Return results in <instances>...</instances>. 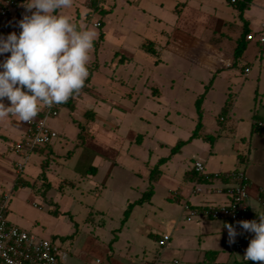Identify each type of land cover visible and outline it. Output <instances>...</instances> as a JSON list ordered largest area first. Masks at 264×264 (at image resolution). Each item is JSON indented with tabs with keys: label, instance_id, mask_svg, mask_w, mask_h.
<instances>
[{
	"label": "rangeland",
	"instance_id": "1",
	"mask_svg": "<svg viewBox=\"0 0 264 264\" xmlns=\"http://www.w3.org/2000/svg\"><path fill=\"white\" fill-rule=\"evenodd\" d=\"M86 1L73 0L72 7L62 11L78 29L92 28L98 33L90 52L89 63L98 58L100 66L93 71L91 89L107 92L105 86L114 78H123L126 83L132 84L138 81L139 73L142 72L143 78L147 73H155L163 87L161 97L156 94L150 99L142 97L137 105L121 98L118 102L126 110L121 106L114 108L117 112L113 115V120L118 122V132L126 135L130 128H135L142 135L139 142L135 139L131 142L129 138L125 140L117 159L120 166L114 170L113 177L109 180V188L121 197L113 201L108 199L113 191L107 192L108 196H104L105 198L97 197V190L92 187L102 179L100 175L94 181L83 180L79 187L64 185L62 190L57 188L61 180H82L81 170L70 171L67 166L69 153H73L79 146V141L81 142L77 138L80 129L74 119H84L81 111L94 107L90 99L86 104L85 100L79 101L74 118L68 107H61L59 121H66V136L58 135L53 147L55 154L46 162L52 169L49 177L54 186L48 197L53 202L34 194L31 186H23L18 182V177L33 181L41 170L42 166L35 153H31L24 171L20 173L17 163H23L22 155L5 148V155L0 157V192H10L6 211L8 220L39 237L51 239L67 248L73 242L75 245L83 243L90 236L106 246L112 244L122 256L137 260L148 259L154 256L156 246H160L155 245L154 240L143 234L142 230L153 225L171 224L172 218H175L181 208L176 200H169L171 191L176 192L179 186L189 185L185 182L184 175L192 166V156L204 158L213 143L212 138L206 139L198 135L192 137L198 121L202 124L200 129L206 133L216 131L222 107L231 95L235 113L221 130L220 140L225 142L224 147H221L225 155L224 161L232 164L233 157L238 155L234 149L245 145L242 136L250 127L253 111L264 113V50L254 40H247L245 50L241 56L236 57L237 40L245 31L243 20L237 19V28L233 26L220 32L209 25L210 20L206 16L203 17L212 10L219 14L222 7L235 11L237 8L228 4L229 0H105L104 5L109 9L105 14L91 10ZM200 3H204L201 9ZM261 3L264 0H257V4ZM16 9L20 10L17 6ZM153 15L162 21L158 18L155 20ZM260 15L261 10L253 5L249 16L257 19ZM177 17L183 23L186 22L191 31L199 22L201 25L197 34L213 42L217 48L215 50L230 61L231 68L212 74L192 61L166 51L160 46L161 43L155 44L157 55L137 47V42L148 39L149 32L145 24L150 23L152 26L160 23L168 25V29ZM95 22H101L102 25L96 27ZM237 30L238 35H234ZM20 32L16 34L19 35ZM101 34H105L102 40ZM0 36L5 37L1 33ZM152 39L153 41L148 42H154L155 39ZM124 53L132 57L123 58ZM10 55H0V63ZM245 67L250 71L247 77L241 72ZM201 96L202 111L199 114L196 102ZM3 103L10 106L8 100L4 99ZM103 114L110 118L106 108ZM137 114H143L145 119L140 121ZM16 118L9 116L0 119V125L9 127ZM236 129L237 132H234ZM82 140L81 144H85L86 139L83 137ZM181 141L183 143L180 147L173 151ZM214 159L218 161L221 158L216 156ZM151 184L154 190L150 200L135 204L132 207V217L125 218L128 205L141 198ZM123 197L128 198L130 203L125 202ZM102 204L107 207L103 214L96 210ZM54 208L59 209L57 214L51 211ZM79 250L88 259L97 257L96 251L81 246Z\"/></svg>",
	"mask_w": 264,
	"mask_h": 264
},
{
	"label": "crops",
	"instance_id": "2",
	"mask_svg": "<svg viewBox=\"0 0 264 264\" xmlns=\"http://www.w3.org/2000/svg\"><path fill=\"white\" fill-rule=\"evenodd\" d=\"M91 1L92 0L86 1V5L91 10L100 11L102 8L104 11V13L100 11L102 14L109 11V9L104 5L105 0H102L100 4L101 7L98 9H94L92 7ZM228 4L233 5L230 2ZM253 5L257 6L261 10V15L257 19L249 16V12L251 11ZM203 6L204 3H200V9ZM25 14L30 15L31 13H27L24 10L14 9L11 15L10 27L8 31H0V33L7 37V35L12 32L16 33L21 31L19 21ZM206 14L207 15L204 14L203 17L206 16V18L210 20L209 25H211L215 31L225 32V28H233V26L237 28L239 26L237 19L240 18L243 20L242 22L244 28L247 29V33H249L260 29V26L264 21V3L257 4V0H251L250 6L243 13V18L239 16L238 9L232 11L229 7H222L219 14L216 13V10L206 12ZM153 16L154 19L158 18L155 15ZM158 19L162 21L160 18ZM145 25L147 32H149L147 33L148 39L137 42L138 48L147 51L143 48V44L148 41H153L152 38H154L155 40L151 43V47L154 48L155 52L153 54L155 55L158 54L155 44L161 43L160 46H162L166 51L190 60L192 63L200 66L212 74H217L220 70L229 69L232 66L228 59L216 51L217 48H215L213 42L205 40L201 35L197 34V29L201 25L199 22H197V26H194L195 29L192 31L188 28V24H186V22H182L180 17H177L176 21L169 25L171 28L168 29V25L164 26L160 23H156L152 26L150 23ZM234 35H238V30L235 31ZM242 35L243 34H241V36ZM241 36L238 38L237 42ZM104 37L105 34H102V39H104ZM245 42L247 44L246 38ZM130 57L132 56L124 53L123 58ZM156 61L158 62V59ZM88 66L91 68L92 72L86 80L85 87L79 95H75L73 97L72 103L62 105L69 108L71 117L74 118V114L78 110L79 101L85 100L86 104L88 103L87 101L91 100L94 103V107L88 108L84 112L81 111L84 119H74L78 126L80 124L84 125V131H82V134L84 139H86V142L85 144H81L79 141V146L72 151L73 153H69L70 160L67 167L70 171H75L77 169L81 170L82 180H61L57 188L62 190V186L64 185L79 187L83 180L85 181L86 179H90L94 181L100 175L102 179L95 183L92 189L94 188V190H97V194L99 195L97 196L98 198H105L104 196H108L106 195L107 192L113 191L109 188L108 183L113 177L114 170L120 166L117 159L121 146L124 145L127 138H129L131 142L133 139L139 142L142 138V135L139 134L141 133L140 130H136L135 128H130L128 130V134L126 135H122L118 132V122L113 120V115H116L117 112L114 108L120 106L123 107L118 100H121L122 98L124 100L133 101V103L137 105L142 97L150 99L155 94L161 97L163 87L159 80L155 77V73H147L145 74V78H143L144 73L142 72L139 73L140 75L138 81H135L132 84H129V82L126 83L123 78L117 79L118 82L115 80L116 78L112 79L110 83L105 86L107 88V92L101 93L97 90L94 91L91 89L93 71L98 69L100 66L99 59L95 58V60L89 63ZM118 67L119 66L116 68L118 69ZM245 68H243L241 72L245 77H247L250 71L245 73ZM142 79L144 80L139 81ZM228 98L230 99L231 105L226 113H221L220 117H225V120L220 121L219 117V128L217 127L216 131L213 133H206L205 130L202 129H199L198 131V136H202L206 139L212 138L213 143L208 153L204 155V158L192 156V166L184 175V180L189 185H185L184 187L179 186L176 192L171 191L169 195V200H176L181 206L177 215L175 218H172V222L169 226L158 224L156 226L153 225L151 227H146L142 230L143 234L154 240L155 245H159V239H161L164 235H168L169 240L166 245H159L160 247H158L161 249L156 246L157 250L155 251L154 256H151L148 259L144 258L137 260L118 254L116 248L112 244L106 246V244L101 243L98 239L88 236L85 240H83V243L79 242L78 245H75L73 242L71 245L67 246V248L61 246L68 253V256L64 260L63 264H91L97 258L101 259L102 264H143L146 262L151 264H242L240 254L234 251V245L236 242L241 241L243 244V251L245 253L250 240L254 238V233L245 232L243 229H239L233 225L239 234L237 235L235 242L230 244L228 230L223 227V225L228 222L213 219L204 214H198L191 221H188L186 219V213L183 211V204L185 202H189L195 207H199L204 204L217 205L223 203L225 201V197L216 193L215 190L224 186L227 181L214 179L212 177L213 173L226 172L233 169H243L247 173L250 182L249 203L251 209V220L255 219L258 221L256 212H264V131L261 132L256 130L253 124L254 120L262 121V126L264 128V113L261 114L258 110L253 111L250 127L247 133L242 136V141L244 140V144H247L246 147L245 145H241L240 148H233L236 150L238 155L233 157L234 162L232 164L225 163V155L221 149L222 145L224 147L225 142L220 140L221 130L224 128L228 120L232 119V115L235 113L231 95H229L227 99ZM5 100L8 99L5 98ZM61 107L59 109V115L55 118L49 119L48 124L51 128L58 132V135L66 136V128L64 126L66 121H59ZM105 108L110 118L103 114ZM124 110L126 109L124 108ZM130 111L133 112L132 109H130ZM86 112H88V114H86ZM137 118L140 121L145 119L143 114H137ZM28 128L29 124L18 122V117L11 122L9 127H3L0 125V134L2 135V138L0 139V157L5 155V148L15 150L13 144L15 145L25 137L28 132ZM79 129L80 131L77 134V138L81 132L80 126ZM237 129L234 132H237ZM55 144L56 139L51 144L36 148L32 151V153H35V155L38 156L42 166L33 181L24 177L17 178L19 183L23 186H31L34 194L42 195L45 199H48L50 203L53 201L51 197H48V193L53 188L54 184L49 177L50 173H52V169L46 165V162H48L47 160L55 154L53 148ZM15 152L18 151L15 150ZM18 153L21 154V152ZM216 156H220L221 159L218 161L215 160L214 158ZM196 160L204 161L208 177L199 176L194 171V162ZM43 172L45 173L46 181L50 183V187L47 189L44 185V180L40 178ZM1 194L2 191L0 192V196ZM118 197H121V195L113 191L111 196H108V199L113 201ZM123 198L125 199V202L130 203L128 198ZM106 209L107 207L102 204L98 205L96 210L103 214ZM53 210H57L59 212V209L57 208H54L51 211L53 212ZM132 215L133 209L129 214V218L132 217ZM80 246L81 248H85L87 250L96 251L97 257L95 259H88L87 257L82 256L79 250ZM146 251L147 249L144 250L145 254ZM250 264H262V262L251 261Z\"/></svg>",
	"mask_w": 264,
	"mask_h": 264
},
{
	"label": "clouds",
	"instance_id": "3",
	"mask_svg": "<svg viewBox=\"0 0 264 264\" xmlns=\"http://www.w3.org/2000/svg\"><path fill=\"white\" fill-rule=\"evenodd\" d=\"M72 4L73 0H26L22 6L31 14L19 21L20 34L0 36V55L11 54L0 63V119L13 116L30 125L41 105L51 109L66 104L85 87L98 33L92 28L78 29L63 14ZM5 98L10 106L3 103ZM256 214L258 221L237 223L255 234L243 259L264 264V212ZM223 227L229 243H234L239 234L235 227L228 223Z\"/></svg>",
	"mask_w": 264,
	"mask_h": 264
},
{
	"label": "built area",
	"instance_id": "4",
	"mask_svg": "<svg viewBox=\"0 0 264 264\" xmlns=\"http://www.w3.org/2000/svg\"><path fill=\"white\" fill-rule=\"evenodd\" d=\"M25 2L16 0L0 1V31H8L11 15L16 6L20 10L26 11L22 6ZM94 25L98 27L101 23L95 22ZM245 38L246 40H254L264 50V21L258 31L247 33ZM89 72L91 75L92 71L90 67ZM244 72L248 73L249 68H245ZM62 105L51 109L41 105V111L34 122L29 125L25 137L14 145V149L21 152L23 158V163H17V170L20 173L23 172L34 149L51 144L58 137V132L49 126L48 121L59 115V109ZM224 120L225 117H220V121ZM253 124L262 126L263 122L254 120ZM194 171L199 176L208 177L205 163L202 160L194 162ZM212 177L227 181L224 186L215 190L216 193L225 197V201L217 205L204 204L199 207L185 202L183 204V211L186 213V219L191 221L198 214H204L213 219L226 221L242 229L237 222L251 220L249 203L250 182L247 173L243 169H233L231 171L213 173ZM9 200L10 192H4L0 198V264H63L68 253L55 241L39 237L8 220L6 211ZM168 240L169 236L164 235L159 239L158 243L160 246H164ZM234 251L240 254L242 264H250V260L246 261L243 259L245 253L241 241L235 243ZM91 264H102V261L97 258ZM143 264L151 263L146 262Z\"/></svg>",
	"mask_w": 264,
	"mask_h": 264
},
{
	"label": "trees",
	"instance_id": "5",
	"mask_svg": "<svg viewBox=\"0 0 264 264\" xmlns=\"http://www.w3.org/2000/svg\"><path fill=\"white\" fill-rule=\"evenodd\" d=\"M91 2H92V4H91L92 7H93L94 9H98V8H100V4H101L102 0H92ZM229 2H230L231 4H233V5L238 9V11H239V16H240L241 18H243V13H244V11L250 6L251 0H236V1H234V2H233L232 0H229ZM100 11L104 13V11H103L102 8L100 9ZM247 32H248V30L245 29L243 35L241 36V38H240L239 41H238V45H237V48H236V51H235V56H236V57L241 56V54L243 53V51H244L245 48H246L245 36H246ZM100 39H102V34L100 35ZM143 48H145L147 51H149V52H151V53H154V52H155L154 48L151 47V43H150V42H146V43H144V44H143ZM202 97H203V96L199 97V98L197 99V102H196V104H197V108H198V111H199V114H200V102H201V100H202ZM72 102H73V98H72V100H71L70 102H68V103H66V104H69V103H72ZM230 105H231V102H230V99L228 98V99L226 100L225 106H224V108H223V110H222V113H223V114L226 113V112L228 111ZM91 112H93V111H91ZM86 114H88V112H86ZM255 117H256V116H255ZM79 126H80V128H81V132L79 133L78 138H80V139H81V143H83V140H82V139H83L84 136H83V134H82V131H84V125L80 124ZM200 127H201V122H200V120H199L198 123H197V125H196V128H195V130H194V132H193L192 137L198 135V131H199ZM254 128H255L256 130L261 131V132L264 131L263 126H257V125H254ZM1 138H2V135L0 134V139H1ZM182 143H183V141L179 142V143L174 147L173 151H175L176 148L180 147V145H181ZM40 178L44 180V185H45L46 189L49 188V187H50V183L46 181V176H45V173H44V172L41 174ZM152 193H153V187H152V184H151L150 187L144 192V195H143L141 198H139L137 201H135V203H130V204L128 205V208H127L126 211H125V218H127V217L129 216V214H130V212H131V209H132V207H133L135 204H138V203H144L145 201H149L150 198H151V196H152ZM53 213H54V214H57L58 211H57V210H53Z\"/></svg>",
	"mask_w": 264,
	"mask_h": 264
}]
</instances>
